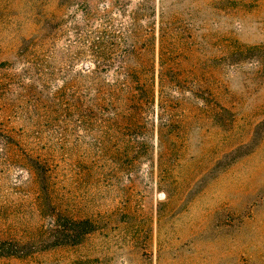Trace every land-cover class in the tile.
<instances>
[{"label":"rangeland","instance_id":"1","mask_svg":"<svg viewBox=\"0 0 264 264\" xmlns=\"http://www.w3.org/2000/svg\"><path fill=\"white\" fill-rule=\"evenodd\" d=\"M0 6V62L37 36L56 40V59L67 60L62 70L73 71L76 24L87 14L98 36L121 30L141 43L148 37L157 70L162 53L172 56L168 67L188 69L189 89L209 88L234 116L222 114L216 124L189 96L181 107L188 110L187 148L165 185L147 163L122 169L103 160L88 171L79 157L93 142L60 99L57 70L49 76L54 87L48 78L24 83L0 75L7 80L0 84V129H13L23 148L54 154L60 202L95 226L81 245L0 264H264V67L228 68L219 60L229 52L226 41L264 45V0H2ZM31 54L28 60H44L41 51ZM33 191L27 172L0 154V233L35 236L49 226L31 207Z\"/></svg>","mask_w":264,"mask_h":264},{"label":"trees","instance_id":"2","mask_svg":"<svg viewBox=\"0 0 264 264\" xmlns=\"http://www.w3.org/2000/svg\"><path fill=\"white\" fill-rule=\"evenodd\" d=\"M81 19L83 24H76L75 29L77 51L72 62L73 71L62 70L61 65L67 60L66 56L56 59V40L52 43L34 36L24 39L9 60L0 62V75L5 73L13 82L23 79L24 83L39 78L45 82L48 78L52 86L55 82L51 80L54 74L51 68L57 70L62 82L59 97L72 109L71 116L76 120L77 128L81 132L89 131L88 138L93 142L92 149L80 152L79 157V161L90 166L88 171L103 160L119 164L122 169L147 163L149 170L157 168L160 184L167 185L171 178L170 167L183 159L188 144L184 138L188 110L181 107L188 102L189 96H194L193 103L209 113L208 117L216 124L222 114L234 118L233 112L218 104V98L209 88L189 89L194 82L188 80V69L179 66L174 72L168 67L167 61L172 56L162 53L157 70L155 53L149 50L154 44L148 37L145 44L141 43L140 36L122 37L118 34L121 30L113 31L111 37L98 36L101 30L88 25L89 16L84 14ZM167 28L163 25L162 30ZM161 38L164 40L163 35ZM226 43H229L226 44L229 52L219 58L223 66L238 68L250 64L260 70L264 67L261 60L264 59V45ZM40 51L44 60H28L32 57L31 52L35 56ZM17 67H22L23 73L17 71ZM6 81L0 78V84ZM1 129V156L27 172L34 185L31 207L38 216L50 222L35 236L0 233V259H21L39 251L81 245L94 231V222L88 216L71 214L60 202L53 153L23 148L22 140L12 132L13 129ZM87 178L91 175L87 174Z\"/></svg>","mask_w":264,"mask_h":264}]
</instances>
